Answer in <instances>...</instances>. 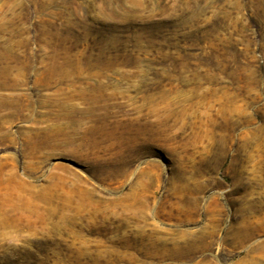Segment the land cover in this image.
<instances>
[{
	"label": "rangeland",
	"instance_id": "rangeland-1",
	"mask_svg": "<svg viewBox=\"0 0 264 264\" xmlns=\"http://www.w3.org/2000/svg\"><path fill=\"white\" fill-rule=\"evenodd\" d=\"M0 264H264V0H0Z\"/></svg>",
	"mask_w": 264,
	"mask_h": 264
}]
</instances>
